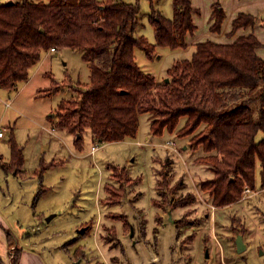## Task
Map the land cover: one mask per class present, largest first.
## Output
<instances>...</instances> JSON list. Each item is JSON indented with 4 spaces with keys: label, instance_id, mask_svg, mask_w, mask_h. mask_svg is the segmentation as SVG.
Returning a JSON list of instances; mask_svg holds the SVG:
<instances>
[{
    "label": "rangeland",
    "instance_id": "1",
    "mask_svg": "<svg viewBox=\"0 0 264 264\" xmlns=\"http://www.w3.org/2000/svg\"><path fill=\"white\" fill-rule=\"evenodd\" d=\"M122 1L139 5L138 35L154 45L151 10L169 19L171 0H152V6L149 0ZM187 48L157 46L152 58L135 48L134 55L141 70L162 83L174 61L190 57L193 49ZM89 75L82 52L60 48L51 53L50 48L30 69L26 83L15 91L0 89V130L4 132L0 161L10 159L13 139L22 152L21 170L31 172L30 181L36 184L33 215L38 216L39 243L47 237L42 241L54 262L264 264V185H260L259 163L255 186L244 188L240 200L229 208H216L202 189L214 174L202 162V151L192 149L191 140L202 127L179 138L184 118L173 133L151 136L148 115L141 114L134 138L99 143L85 131L77 147L75 135L54 125L58 104L76 99V91L88 85ZM169 141L174 147H167ZM93 146L96 151L91 153ZM82 228L85 231L80 234ZM34 230L22 238H30ZM238 235L253 242L252 251L236 253ZM206 252H212V257L205 258Z\"/></svg>",
    "mask_w": 264,
    "mask_h": 264
},
{
    "label": "trees",
    "instance_id": "2",
    "mask_svg": "<svg viewBox=\"0 0 264 264\" xmlns=\"http://www.w3.org/2000/svg\"><path fill=\"white\" fill-rule=\"evenodd\" d=\"M149 2L152 6V0ZM171 5L170 19L151 10L153 45L138 35L137 3L1 2L0 89L15 91L26 83L30 69L50 48L82 52L89 83L76 91V99L58 104L55 128L75 135V145L80 147L85 131L99 143L134 138L141 114L148 115L151 136L173 133L184 118L177 136L191 135L202 127L191 140L192 149L202 151V162L214 174L202 189L209 193L214 207H225L238 202L244 188L255 186L257 163L260 185H264V59L256 53L261 44L252 34L228 44L198 42L189 59L176 60L167 70L168 82L158 83L137 65L134 50L138 48L152 58L157 46L171 50L188 47L186 39L196 29L193 8L189 0H172ZM224 17L221 7L213 5L210 32H220ZM255 23L251 16L238 15L230 36ZM50 92L51 88L47 94ZM259 133L262 137L256 140ZM9 149V161H0L6 173L21 170L23 164L21 149L13 139ZM159 187L158 183L157 192ZM153 204L157 205L156 200ZM7 238L13 246L11 234ZM19 254L17 247L11 250V264L18 263Z\"/></svg>",
    "mask_w": 264,
    "mask_h": 264
},
{
    "label": "crops",
    "instance_id": "3",
    "mask_svg": "<svg viewBox=\"0 0 264 264\" xmlns=\"http://www.w3.org/2000/svg\"><path fill=\"white\" fill-rule=\"evenodd\" d=\"M189 1L193 8V23L196 26L194 34L187 37L186 39L188 43L187 49H193L190 57L194 52L195 44L198 42L209 40L220 44H228L235 41L240 36L252 34L261 44L256 53L260 58L264 59V0ZM215 4H218L221 7L225 15L219 33L210 32V16L213 5ZM240 14L255 18L256 23L254 27L246 29L240 28L232 36H230L232 22ZM56 51L57 50L51 51V53ZM88 137L92 139L90 133L88 134ZM257 138L260 139L261 136L258 135ZM182 149L186 151L188 148L185 145H182ZM54 159L55 158H53L51 162ZM2 160L4 162H8L9 159L6 158L5 160ZM51 166L52 165L48 166V168ZM30 175L31 172L25 169H22L20 173H6L0 168V188L2 190V193L0 192V261L4 264H10V252L15 247L20 249L17 264H56L51 258V255L45 250L46 246H44L45 243L42 240L47 239V237L41 239L39 243L40 238L36 234V230L38 231L40 229V227L37 225L38 216L35 214L33 215V196L36 190V184L30 181ZM227 207L228 206L224 208ZM9 220L13 221L15 227H12V225L9 223ZM14 228L17 230L15 229V231ZM246 229L249 233V229ZM31 230H34V232H32V236H30V238H22L25 232L27 233V231ZM8 234H11V237L13 238V246H10V243L8 242ZM243 243L246 246L245 251L247 249L252 251V248L254 247L252 241H247L245 238H243ZM207 253L208 254L205 256V258L208 256L212 257V252ZM67 263L70 264L72 262L67 260Z\"/></svg>",
    "mask_w": 264,
    "mask_h": 264
},
{
    "label": "water",
    "instance_id": "4",
    "mask_svg": "<svg viewBox=\"0 0 264 264\" xmlns=\"http://www.w3.org/2000/svg\"><path fill=\"white\" fill-rule=\"evenodd\" d=\"M156 19H157V18H156ZM40 32H43V30L41 29ZM164 82L167 83V82H168V78H165V81H164ZM77 137H78V136H77ZM49 220H50V218H47V221H49ZM84 231H85L84 228L78 230V232H79L80 234H82ZM235 247H236V252H237L238 254L241 253V252H243V251L246 249V246H245L244 243H243V238H242L241 235H238V236L236 237V239H235ZM206 256H207V252H206Z\"/></svg>",
    "mask_w": 264,
    "mask_h": 264
},
{
    "label": "built area",
    "instance_id": "5",
    "mask_svg": "<svg viewBox=\"0 0 264 264\" xmlns=\"http://www.w3.org/2000/svg\"><path fill=\"white\" fill-rule=\"evenodd\" d=\"M51 51H54L52 48ZM9 105V102L6 104ZM4 137V132L0 130V139ZM175 143L173 141H169L167 143V147H174ZM96 151V146L91 147V153H94ZM245 192H249L248 189L245 190Z\"/></svg>",
    "mask_w": 264,
    "mask_h": 264
}]
</instances>
